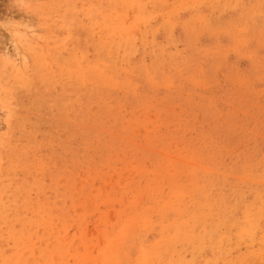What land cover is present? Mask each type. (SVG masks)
Returning a JSON list of instances; mask_svg holds the SVG:
<instances>
[{"label":"rangeland","instance_id":"rangeland-1","mask_svg":"<svg viewBox=\"0 0 264 264\" xmlns=\"http://www.w3.org/2000/svg\"><path fill=\"white\" fill-rule=\"evenodd\" d=\"M0 264H264V0H0Z\"/></svg>","mask_w":264,"mask_h":264},{"label":"bare ground","instance_id":"bare-ground-1","mask_svg":"<svg viewBox=\"0 0 264 264\" xmlns=\"http://www.w3.org/2000/svg\"><path fill=\"white\" fill-rule=\"evenodd\" d=\"M4 55V54H3ZM5 56V55H4Z\"/></svg>","mask_w":264,"mask_h":264}]
</instances>
